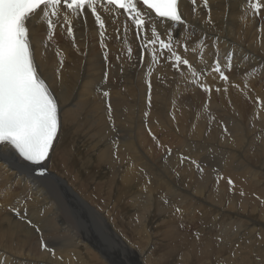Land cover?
Listing matches in <instances>:
<instances>
[{"label": "bare ground", "instance_id": "1", "mask_svg": "<svg viewBox=\"0 0 264 264\" xmlns=\"http://www.w3.org/2000/svg\"><path fill=\"white\" fill-rule=\"evenodd\" d=\"M258 2L259 12L250 7ZM178 8L185 24H172L163 35L167 23L151 13L150 27L165 42L175 35L172 49L184 46L179 55L195 76L186 66L177 70L175 62L160 67L169 53L161 54L158 45V62L151 45L140 53L145 33L123 10L109 15L100 9L103 30L90 14L80 23L74 19L75 44L57 25L45 49L46 29H32L41 77L58 101L60 128L45 161L46 177L27 171L35 166H9L0 155V264H264V0H178ZM229 54L230 70L224 67ZM216 59L227 82L211 70ZM166 107L173 112L168 125H177L180 137L200 140L219 160L217 167L203 157V170L187 173L182 189L165 187L158 172L149 171L155 185L143 180L144 143L154 136L147 133L146 116L159 124ZM113 211L130 237L128 257L116 249L112 256L109 239L92 225L113 226ZM134 219L143 227H134ZM26 243L42 246L41 260L22 257Z\"/></svg>", "mask_w": 264, "mask_h": 264}, {"label": "snow or ice", "instance_id": "2", "mask_svg": "<svg viewBox=\"0 0 264 264\" xmlns=\"http://www.w3.org/2000/svg\"><path fill=\"white\" fill-rule=\"evenodd\" d=\"M144 6L151 12H145ZM250 7L259 12L261 4H250ZM100 9L109 15L114 9L127 13L135 29L145 33L146 43L140 53L147 52L151 45L153 62H158V45L161 54L167 50L169 55L166 58L175 61L173 66L177 70L183 65L193 76L197 75L190 62L172 49L171 41L176 39L175 35L165 42L158 29L150 27L154 23L151 13L155 14L159 23H167L163 35H168V28L172 24H185L178 0H142V3L141 0H0V155L4 156L9 166H35L27 168V171L41 178L46 177L48 170L45 161L49 159L60 128L58 101L41 77L30 38L32 29L37 25L46 29V38L41 41L45 49L47 42L53 39L57 25L73 38L75 44V25L72 21L75 19L80 23L85 15L90 14L95 17L99 29L103 30L105 20L100 15ZM129 27L126 25L124 30L128 31ZM149 30L150 36L147 35ZM98 34L103 36L104 31ZM215 55L218 56V52ZM139 58L143 59V55ZM225 59L227 63L224 67L230 70V54ZM60 63L62 65L63 62ZM210 67L219 74L220 79L228 81L229 77L222 70L219 59ZM204 90L209 91L207 87ZM197 167L203 170L199 165ZM228 182L232 184L231 180Z\"/></svg>", "mask_w": 264, "mask_h": 264}, {"label": "rangeland", "instance_id": "3", "mask_svg": "<svg viewBox=\"0 0 264 264\" xmlns=\"http://www.w3.org/2000/svg\"><path fill=\"white\" fill-rule=\"evenodd\" d=\"M184 48V46H176L175 48H174V51L175 50H177V52H178V54H182V53H180L179 51L181 50V49H183ZM165 60L163 61V62H158V65L161 67L162 66V64H167L166 66H168V64H170V63H172V62H175L173 59H167L166 57L164 58ZM160 63V64H159ZM165 67V66H164ZM162 68H163V66H162ZM167 68V67H166ZM170 70H172L171 68H169ZM263 88V87H262ZM152 97H153V94H152ZM151 97V98H152ZM155 102H157V100L155 101ZM170 111V108H168V107H166V109L164 108L163 109V112H162V114L165 116L166 114H167V117H164V116H162V114L160 115H158L157 116V118H158V120L160 121L159 122V124H153L151 121H152V118H151V116L150 115H147L146 116V127H148L147 129H148V131H147V133L149 134V133H151V134H153L154 136H152L151 137V139L148 141V139H146L147 140V142H145L144 143V146L146 147L145 148V152H147V153H149L148 154V161H147V165H148V168H146V170H145V173H143V180H145L144 178H146V180H145V186H149V184H153V185H155L156 183L154 182V181H152L151 179H150V177H149V171L152 173V176H154L155 175V173L157 174V172H158V175H160L161 177H163L164 178V180L166 181V183H164L163 181L164 180H160L159 182H161L165 187H168V188H172V187H174V188H177L178 189V187H180L179 189H182L183 187H184V185H185V183L187 182V183H189V180H190V178H189V175H187V173H189L190 174V172L192 173H198V174H200V170L198 169V167H197V165H199V163H203V157H204V160H207L208 159V161H210L211 163L212 162H215V165L218 167L219 166V163L217 162V161H219V160H217V158H216V155L215 154H213V153H209V152H207V151H205V150H203L202 148H201V146H200V143H199V141L200 140H198V142H197V139H195V138H192L191 139V137H190V135L189 134H187V133H185V135L186 136H182V137H180V134H178L177 132H176V126L175 125H168V121H169V118H168V116H171L172 115V111H170L169 113L167 112V111ZM153 118H156L155 116H152ZM162 117V118H161ZM150 119V120H149ZM167 120V123H165V121ZM220 120H222V118H219ZM225 120H224V118H223V122H224ZM152 123V124H151ZM176 124V123H175ZM145 127V128H146ZM160 127V128H159ZM171 127H173V128H171ZM176 127V128H175ZM181 133H184V132H181ZM177 138V139H176ZM180 138V139H179ZM182 138V139H181ZM185 138V139H184ZM184 139V144L182 143H180V141H182ZM191 140H193V141H195V142H193V141H191ZM177 143V144H176ZM196 143V144H195ZM197 145V146H196ZM199 146V147H198ZM189 147H192V148H189ZM212 146H211V144H210V148H211ZM149 148V149H148ZM220 147H214V148H212L213 150L214 149H219ZM221 148H223V147H221ZM196 149V150H195ZM198 149V150H197ZM153 151V152H152ZM155 152V153H154ZM218 152V151H217ZM152 153V154H151ZM170 153H172V155H170ZM202 153V154H201ZM223 154H224V151H223ZM170 155V156H169ZM168 156H169V158H168ZM196 157V158H195ZM208 157V158H207ZM200 158V159H199ZM206 158V159H205ZM210 158V159H209ZM154 159V160H153ZM156 159V160H155ZM168 159H171L170 161L168 160ZM194 159V160H193ZM236 160V159H235ZM195 161V163H193ZM200 161V162H199ZM184 162V163H183ZM186 162V163H185ZM217 162V163H216ZM221 162H222V159H221ZM164 163H166L165 165H164ZM195 164L194 166H192L191 164ZM175 164H176V166H175ZM182 164V165H181ZM187 164V165H186ZM155 165V166H154ZM163 166V168H164V170H166V171H163V172H165V173H162L161 172V169L159 168L160 166ZM179 165V166H178ZM184 165V166H183ZM251 165L252 166H255L253 163H251ZM174 166V167H173ZM191 168H190V167ZM177 169H176V168ZM183 167H185V168H183ZM174 168V169H173ZM149 169V170H148ZM183 169H185L186 171H184V173H182L183 172ZM173 172H172V171ZM176 170V171H175ZM178 170V171H177ZM182 170V171H181ZM191 170V171H190ZM210 169H208V171H209ZM211 171H214L213 169H211ZM167 172V173H166ZM178 172H181V173H179V175H178ZM146 173H148V176H147V174ZM186 173V174H185ZM146 174V175H145ZM145 175V176H144ZM187 175V176H186ZM148 178H147V177ZM171 176V177H170ZM179 176V179H181V180H179L177 177ZM184 176V177H183ZM181 177V178H180ZM189 178V179H187V178ZM169 179V180H168ZM187 179V180H186ZM175 181V182H174ZM157 182V181H156ZM160 184V183H159ZM161 184V185H162ZM162 185V186H163ZM169 185H171V186H169ZM165 187H163L161 190H163ZM161 190H159V191H161ZM157 192V190L154 192V193H156ZM171 192H174L173 190L171 191ZM225 194H230V192H225ZM150 199H151V197H150ZM236 202L237 203H239L240 202V200H238V199H236ZM113 213V214H112ZM111 214L109 213V216L111 215V217H112V219H113V222L115 223V222H117V221H119L120 223H121V221H122V217L120 218V214L119 213H116L115 214V212L113 211ZM113 215H115V219H114V216ZM116 216H117V219H116ZM118 216H119V218H118ZM110 217V218H111ZM109 218V217H108ZM109 218V221L111 222V219ZM95 219V218H94ZM98 220V219H97ZM116 220V221H115ZM134 223H136V224H134L133 223V225H134V227H136L137 225H141L142 226V222H141V224H140V222H138L137 220H135L134 219ZM119 222H117L116 224L119 226H117L116 227V225L114 224V223H111V224H113V226H110V224H109V226L106 228L105 226H103V227H100L98 224H97V226L95 225V224H92L93 225V228L97 231V234H98V232H99V234H102V235H105V236H107V238L109 239V242H110V245H112L113 246V250L112 249H110V250H112L111 252H112V256H114V255H116V250L120 253V254H125V252H127V250H126V248H124V246L126 245L125 244V242H131L129 239H130V237L128 236V235H126V232H125V234H124V231H125V229L122 227V229H123V232H122V229L120 228V225L121 224H119ZM139 224H138V223ZM96 226V227H95ZM115 226V227H114ZM143 227V226H142ZM97 228H98V230H97ZM117 228V229H116ZM121 230H120V229ZM102 229H104V230H102ZM109 230V231H108ZM120 230V231H119ZM108 233H107V232ZM116 231V232H115ZM111 232V233H110ZM115 232V233H114ZM118 233V234H117ZM121 233V234H120ZM16 234H18V230H17V232H16ZM14 235L13 237V245H14V243H15V241H16V237L15 236H17V235ZM109 234V235H108ZM122 234H124V236H122ZM130 235V234H129ZM110 236V237H109ZM129 238L128 240L126 239V238ZM157 237H158V232L156 233V238H155V242H159V237H158V239H157ZM112 240H111V239ZM116 238V239H115ZM158 240V241H157ZM122 241H124V242H122ZM47 242V241H46ZM238 242H240V241H238ZM243 242V244H249V243H247V241L245 242L244 240L242 241ZM12 245V246H13ZM26 245H27V247H26ZM119 246H123V248H120ZM246 246V245H245ZM39 247V246H38ZM38 247H36L35 248V246H33V247H29L28 248V243H26L25 244V246L23 247V248H21V250L22 249H24L23 251L25 252V254L24 253H22V257H28V258H31V259H35V260H41V259H39V258H41L42 256H41V252H42V246H40L39 248ZM47 248L48 249H52L53 248V246H47ZM94 250L93 251H97L95 248H93ZM114 249H116L115 251H114ZM119 249V250H118ZM121 249V250H120ZM33 250L35 251V252H37V253H35V255H34V253H33ZM38 250V251H37ZM123 251V252H122ZM53 252H54V254H55V251H52V254H53ZM57 252V251H56ZM115 253V254H114ZM51 253H49V256H51L52 255ZM60 254L61 255H63L62 254V252H60ZM120 256V255H119ZM37 257V258H36ZM125 257H128V254L126 253L125 254ZM130 257V256H129ZM45 258H46V256H45ZM96 258H98V256H96ZM131 258V257H130ZM236 259H238V257H236ZM129 261H131V259H128V262ZM101 261L100 260H98V259H95L94 261H93V263L94 264H101L100 263ZM138 262V261H137ZM209 262H211V260L209 259Z\"/></svg>", "mask_w": 264, "mask_h": 264}]
</instances>
